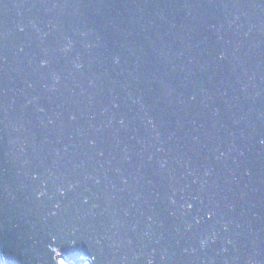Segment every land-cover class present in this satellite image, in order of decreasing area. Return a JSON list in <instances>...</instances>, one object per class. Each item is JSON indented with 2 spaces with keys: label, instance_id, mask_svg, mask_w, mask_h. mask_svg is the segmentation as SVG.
I'll return each instance as SVG.
<instances>
[{
  "label": "water",
  "instance_id": "obj_1",
  "mask_svg": "<svg viewBox=\"0 0 264 264\" xmlns=\"http://www.w3.org/2000/svg\"><path fill=\"white\" fill-rule=\"evenodd\" d=\"M5 264H264V0H0Z\"/></svg>",
  "mask_w": 264,
  "mask_h": 264
},
{
  "label": "trees",
  "instance_id": "obj_2",
  "mask_svg": "<svg viewBox=\"0 0 264 264\" xmlns=\"http://www.w3.org/2000/svg\"><path fill=\"white\" fill-rule=\"evenodd\" d=\"M0 264H5V263L3 262V259H2V257H1V254H0ZM60 264H67V263H64L63 261H61ZM82 264H90V263L85 262V263H82Z\"/></svg>",
  "mask_w": 264,
  "mask_h": 264
},
{
  "label": "rangeland",
  "instance_id": "obj_3",
  "mask_svg": "<svg viewBox=\"0 0 264 264\" xmlns=\"http://www.w3.org/2000/svg\"><path fill=\"white\" fill-rule=\"evenodd\" d=\"M58 261H59V262H61V261H62V259L59 257V258H58Z\"/></svg>",
  "mask_w": 264,
  "mask_h": 264
}]
</instances>
